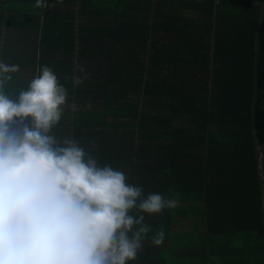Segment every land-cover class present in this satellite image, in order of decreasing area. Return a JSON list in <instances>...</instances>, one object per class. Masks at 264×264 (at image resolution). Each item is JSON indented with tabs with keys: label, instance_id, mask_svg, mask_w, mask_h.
Listing matches in <instances>:
<instances>
[{
	"label": "trees",
	"instance_id": "1",
	"mask_svg": "<svg viewBox=\"0 0 264 264\" xmlns=\"http://www.w3.org/2000/svg\"><path fill=\"white\" fill-rule=\"evenodd\" d=\"M23 1L8 21L0 5L23 37L0 35L5 91L52 68L69 93L52 134L175 200L129 264H264V0Z\"/></svg>",
	"mask_w": 264,
	"mask_h": 264
},
{
	"label": "clouds",
	"instance_id": "2",
	"mask_svg": "<svg viewBox=\"0 0 264 264\" xmlns=\"http://www.w3.org/2000/svg\"><path fill=\"white\" fill-rule=\"evenodd\" d=\"M18 70L0 61V264H129L150 233L161 245L165 229L154 231L146 214L175 200L145 193L80 141L58 139L68 89L45 65L26 89L6 92ZM85 79L73 76L72 88Z\"/></svg>",
	"mask_w": 264,
	"mask_h": 264
},
{
	"label": "crops",
	"instance_id": "3",
	"mask_svg": "<svg viewBox=\"0 0 264 264\" xmlns=\"http://www.w3.org/2000/svg\"><path fill=\"white\" fill-rule=\"evenodd\" d=\"M110 4L113 5L114 1L111 0ZM115 4H116V1H115ZM0 5H3V7L6 8V9L4 8V10H3V17H4V20H7V21H8V17H7V13H6L7 10L9 12V15H11L13 13H19V15H16V14L11 15V18H13V16H15V17L22 16L23 13H25L24 10H27L28 12L30 11V13L33 10H36L35 7L32 8V4H28V2H24L23 0H0ZM25 5H27V6H25ZM73 14L74 15H73L72 22H74V23L82 22V17H81V15L78 14V10L77 9L75 10V12ZM105 16L106 17H112L111 15H108V14H106L104 16H101V17H96V16L91 15V16H89L87 18V20H90V21H97V20H100V19L104 20ZM14 31H15L14 35L13 34L8 35L9 32H10V27L9 26L8 27L4 26V27L1 28V34L0 35L1 36H3V35L5 36L6 35V36H9L11 38L19 37L17 39H22L23 38L22 35L18 34L19 31H18L17 27L15 28ZM1 51H2V47H0V52Z\"/></svg>",
	"mask_w": 264,
	"mask_h": 264
},
{
	"label": "rangeland",
	"instance_id": "4",
	"mask_svg": "<svg viewBox=\"0 0 264 264\" xmlns=\"http://www.w3.org/2000/svg\"><path fill=\"white\" fill-rule=\"evenodd\" d=\"M24 11H25V13H27V12H28L27 10H24ZM26 11H27V12H26ZM18 46H19V48H20V46H21V45H18Z\"/></svg>",
	"mask_w": 264,
	"mask_h": 264
}]
</instances>
